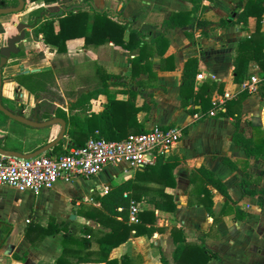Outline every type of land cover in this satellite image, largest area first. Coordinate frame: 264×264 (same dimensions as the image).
I'll use <instances>...</instances> for the list:
<instances>
[{
    "label": "crops",
    "instance_id": "0c3cea01",
    "mask_svg": "<svg viewBox=\"0 0 264 264\" xmlns=\"http://www.w3.org/2000/svg\"><path fill=\"white\" fill-rule=\"evenodd\" d=\"M114 1L117 0H87L84 4L103 8L113 6ZM196 1L194 6L191 0H123L122 15L130 21V27L149 32L145 37L148 44L143 50L137 47L128 51L113 43L84 47L83 39L76 38L67 42L65 52L55 53V56L66 54L65 62L62 64L61 58H55L57 63L48 65L50 68L76 65L78 62L73 54H80L85 63H95V73L100 67L107 76L103 78L107 87L90 99L81 115L99 114L111 99L127 101L138 110L129 109L122 122H118L119 127L133 128L139 124L147 129L154 124L176 125L182 128L183 134L169 157L158 160L153 167L107 166L103 172L89 178L87 197L63 186L67 182L62 179L38 194L1 186L0 220L8 222L11 228L8 241L14 245L13 252L3 256L7 263L52 264L63 251V235L70 234L89 239L86 245L75 241L65 244L67 259L76 264H177L173 259L174 249L185 242L201 245L214 254L205 264H264V71L255 61L250 62L249 76L243 81L250 76L259 79L257 89L252 92L242 88L243 81H233L237 43L255 32L256 18H242L247 0ZM178 12H188V21L183 23L178 17L169 20L172 13ZM228 18V24H221L222 19ZM0 24L4 29L0 33L1 47L13 34L9 19L0 16ZM259 24L260 32L264 33V13ZM189 58L195 59L196 72L191 77L192 90L184 92L190 99L189 104L182 105L180 87L183 78H187L183 68ZM20 65L21 62H10V57L7 58L2 68L3 85L6 80L14 81L6 76L26 69ZM197 74H202L203 78H197ZM101 80L97 75L98 85L85 91L101 87ZM201 86L203 90L208 88L206 95L209 93L211 104L224 102L222 111L225 110V114L219 113L218 108L210 115V107L201 109L200 98L192 101ZM16 87L21 89L20 100H26L29 95L25 109L30 107L33 111L32 95L17 82ZM242 91L245 94L239 99L238 94ZM2 96L6 94L1 92ZM74 99L65 98L62 108L68 111L67 105ZM25 109L20 113L31 118L32 114L25 115ZM18 124L28 129H47V136L37 144L47 143L59 131L58 124L44 128ZM234 132L250 140L252 155L248 156L244 147L232 140ZM67 139L62 148L67 146ZM224 159L232 165L226 164ZM200 168L210 170L230 196L226 201L222 194L211 189V215L199 200L202 189ZM126 180L131 181V200L137 203L139 212H154V220L147 223L152 231L150 235H133L132 230L128 239L113 247L104 259L99 238L111 231V224L99 223L83 212L99 207L95 195ZM206 188L210 189V186ZM11 191L27 200L25 207L17 209L10 198ZM166 195L171 196L175 204L172 211L164 209L168 203L163 207L157 205L163 203ZM260 195L263 197L261 202L258 200ZM16 198L19 202L20 197ZM71 214L73 218H70ZM30 219L41 226L52 221L62 229L45 235L33 246L24 235ZM174 228L181 231L175 239L171 235ZM14 252L23 259H15ZM105 260H114V263Z\"/></svg>",
    "mask_w": 264,
    "mask_h": 264
},
{
    "label": "trees",
    "instance_id": "16d2710c",
    "mask_svg": "<svg viewBox=\"0 0 264 264\" xmlns=\"http://www.w3.org/2000/svg\"><path fill=\"white\" fill-rule=\"evenodd\" d=\"M24 1L25 3L28 1H42L44 4L57 2L60 5L68 4L67 7H69L74 0ZM191 1L194 2L195 6L197 1ZM15 4L16 0H0V7L12 6ZM56 9L57 8H54V10ZM262 13H264V0H247L243 9L242 18L245 19L247 16H254L257 25L255 32L252 35L248 38H243L237 43L233 58V81L236 83H241L249 76V64L252 61H255L258 68L264 71V52L262 51L264 33L259 30V22ZM177 17L181 18L182 22L185 23L188 21L189 15L188 12L172 13L169 20L172 21ZM229 22L230 18L221 20V24H228ZM126 30L127 33L125 35ZM3 31V26L0 24V33ZM39 34L41 35L42 42L54 46L57 52H65L67 42L76 38L83 39L84 47L113 43L125 50L131 51L137 47L140 50L147 47L148 41L145 37L149 35V32L131 28L130 21L123 17L121 9H117L115 12H111L107 8L97 10L87 3L85 7L77 6L69 11H64L62 14L54 13L50 16L42 17V20H40L38 25H36V28H34V36ZM20 53L21 52L11 54L10 56L13 57ZM195 62L194 58H189L185 62L183 68L184 77L187 78H183L180 87L182 105L189 104L190 99L188 95L184 94V92H186V90H192L193 82L191 77L196 72ZM96 73L98 77L102 79L99 83L101 87H95L89 91L77 94L75 99L67 105L68 111H65L62 108L65 107V101L62 99V96L60 97L58 93H55L54 89L51 87L52 82L54 81V73L51 68L40 69L38 71H20L9 76L32 95L35 106H38V120H46L52 116H57L63 118L66 122L64 137L57 144L48 149L45 152L46 154H51L54 151L57 152L56 155H59L67 151L69 147L82 146L89 137H103L108 140H118L124 138L130 133L146 131V129L142 128L139 124H136L133 128L125 127V125L124 127H119L118 122H122L123 117L127 114L129 109L135 110V112L138 110V107H132V104L127 103V101L111 99L107 101L105 108L99 114L91 113L89 116L87 114L81 115V112L86 111L90 99L94 98L97 94L102 93L104 88L108 85L103 79L107 78V76L102 72L100 67L96 69ZM207 89L203 90V86H201L199 91L194 94L195 99L192 100L196 101L200 98L202 110H207L209 107L212 108L213 106L210 103L209 93L206 95L208 92ZM244 94L245 93L242 91L238 94V98H242ZM56 103L58 105H56ZM223 103L219 108V113L221 114L226 113L225 110L222 111L224 106ZM11 111L20 113L19 109ZM65 137L68 138L67 146L62 148ZM232 140L236 144L242 145L248 156L253 154V148L248 138L243 137L238 132H234ZM43 144L44 143H35L25 148L23 146L9 145L3 141L2 137H0V146L2 148L22 153L32 152ZM224 162L228 165H232L227 159H224ZM153 166L154 165L145 166L142 169H147ZM198 172L202 183L200 193L201 198H199V200L208 214L211 215V189L222 194L226 198V201L230 200V196L224 184L214 176L210 170L200 168ZM207 185L210 186V189L206 188ZM130 190V180H126L117 185H112L105 193L94 196L95 200L99 203V207H92L90 210L83 212L86 217L88 216V218L94 219L99 223L104 222L106 224H111V231L99 238L101 253L104 256V259H106L108 253L113 247L128 239L132 234V230H134L133 235H150L152 231L151 227L147 226V223L154 220L153 211H141L138 214L139 221L137 223H128V207L131 200ZM258 200L261 202L263 197L261 195L258 196ZM167 203L169 205L164 209L167 211L174 210L175 204L172 202V198L169 195H166V199L163 200V203H157V205L163 207L164 204ZM118 208H120V210H118ZM61 229L62 228L57 227L52 221L46 226H41L34 220L30 219L25 226L24 235L30 244L34 246L36 242L40 241L45 235L54 234ZM180 234V229H172L171 235L173 239L177 238L176 236H179ZM7 236V234L4 236L2 240L3 243ZM72 241H75L80 245H86L89 239L64 234L62 239L63 251L52 264H76V262H70L65 254V244ZM12 255L15 259H23V256L16 252ZM213 255L212 252L206 250L201 245L185 242V244L175 247L173 259L177 264H205ZM105 261L106 263H114V260ZM162 264H165V262H162Z\"/></svg>",
    "mask_w": 264,
    "mask_h": 264
},
{
    "label": "built area",
    "instance_id": "2783aa9c",
    "mask_svg": "<svg viewBox=\"0 0 264 264\" xmlns=\"http://www.w3.org/2000/svg\"><path fill=\"white\" fill-rule=\"evenodd\" d=\"M197 78H203L197 74ZM259 79L250 76L242 82L246 91H255ZM227 95V94H225ZM222 101V100H219ZM209 114L213 115L221 104L213 102ZM182 128L176 125L154 124L140 133H130L122 139L108 140L89 137L82 146H72L64 153H41L30 158L0 154V187L16 191L29 190L38 194L48 190L57 180L70 181L76 177L92 178L109 165H123L124 169H140L155 165L169 157L174 144L181 138ZM139 209L134 200L128 207V221H139ZM28 221V220H27Z\"/></svg>",
    "mask_w": 264,
    "mask_h": 264
},
{
    "label": "rangeland",
    "instance_id": "374dc122",
    "mask_svg": "<svg viewBox=\"0 0 264 264\" xmlns=\"http://www.w3.org/2000/svg\"><path fill=\"white\" fill-rule=\"evenodd\" d=\"M84 0H76V4H83ZM113 6L109 7L108 5L103 8L109 9L111 12H115L117 9H121L123 13V0L114 1ZM73 4V2H72ZM68 5V4H67ZM67 5H60L59 3H50L44 4L42 1H33L26 2L23 9L20 12L4 14L0 16H5V18L9 19V24L11 25L10 33L15 34L16 28L15 25L18 22H27L32 24L34 21L36 25H38L39 21L42 20V17L46 16L47 13H57L62 6L67 7ZM84 7L86 4L83 5ZM95 9H99L102 7L93 6ZM54 8H57L54 10ZM87 8V7H86ZM46 13V14H45ZM49 16V15H48ZM36 25L32 27V29H25V41L19 43V51L21 52L19 55L10 56V62L18 61L21 62L20 67L22 68H35L42 67L46 65H51L52 63H57L55 58H61L60 62L64 64V58L66 54L62 53L55 56V48L50 46L49 44H44L41 39V35L34 36V28ZM5 41V40H4ZM73 57L77 59V64L68 67H59V68H51L54 73V81L52 82L51 87L54 89L55 93H58L60 97L65 101V98H75L77 94L85 91L86 89H90L97 84V75L94 70V65L88 62H84L82 55H74ZM81 62V63H80ZM7 75V74H4ZM5 78H10L9 76ZM20 87H16L15 81L6 80L4 83L2 92L6 94V96L1 97L2 104L9 109H19L24 110L26 104L29 101L28 98L21 97ZM23 90V89H22ZM25 92V91H24ZM25 94V93H24ZM10 96V97H8ZM20 100V104L19 103ZM34 103L32 101L31 106ZM61 106V105H60ZM31 109L27 107L25 109V115L30 116ZM29 127V126H27ZM47 136V129L45 130H34L23 127L22 125L16 123L12 119L3 115L0 112V137L4 139V142L9 145L15 146H23L25 148L43 141ZM67 138H65L66 140ZM75 180V181H74ZM74 181V182H72ZM72 181H65L67 183H63V186H67L70 190H74L76 193H80V195L87 197L88 187L90 185V179L84 178H76ZM16 197L19 198V202L16 201ZM10 198L13 200L15 205L18 207H25L27 200L21 196V194L16 193L15 191H11ZM12 202V203H13ZM22 223V222H21ZM3 247V246H1Z\"/></svg>",
    "mask_w": 264,
    "mask_h": 264
},
{
    "label": "water",
    "instance_id": "95a60500",
    "mask_svg": "<svg viewBox=\"0 0 264 264\" xmlns=\"http://www.w3.org/2000/svg\"><path fill=\"white\" fill-rule=\"evenodd\" d=\"M25 5L24 0H16V4L12 6L0 7V15L10 14L20 12ZM77 6H83V4H76V0L73 1V4L69 7L62 6L57 14H62L64 11H69ZM103 8H99L97 10H102ZM53 14V13H52ZM51 14V15H52ZM17 33L7 38L6 44L0 47V112L6 115L8 118L21 123L23 125L34 127V128H44L54 124L59 125V131L57 132L56 136L49 140L47 143L43 144L36 150L32 152L22 153L15 150H8L4 149L0 146V154L2 155H9V156H16V157H23V158H30L35 155L41 154L46 152L48 149L53 147L57 144L63 137L64 132L66 129V122L63 118L53 116L46 120H38L37 116V109L38 106H35L32 111L31 118L24 116L22 113H15L6 108L1 102V92H2V68L6 63L7 58L10 57L11 54H15L19 52V43L25 41V29L28 28V24L24 22H18L15 25ZM50 66H42V67H35L30 69H23L22 71H38L40 69H49ZM74 215L71 214L70 218H73ZM5 243L2 244L4 247H0V264H10L4 260L3 256H8L13 252L14 245L8 241V236L5 238Z\"/></svg>",
    "mask_w": 264,
    "mask_h": 264
},
{
    "label": "flooded vegetation",
    "instance_id": "af4514ba",
    "mask_svg": "<svg viewBox=\"0 0 264 264\" xmlns=\"http://www.w3.org/2000/svg\"><path fill=\"white\" fill-rule=\"evenodd\" d=\"M46 14V13H45ZM52 14V12H50V13H47V15L46 16H50ZM54 14V13H53ZM24 23H26V24H28V28L27 29H32V27H34V25H36V24H34L35 23V21L32 23V24H30V23H27V22H24ZM17 33V32H16ZM15 33V34H16ZM25 34H26V31H25ZM14 35V34H13ZM12 36V35H11ZM9 38V37H8ZM24 38H25V36H24ZM9 229V230H8ZM7 230H8V232H7ZM10 231H11V228L9 227V225H8V222L7 221H5V220H0V247L2 246V244H3V238H4V236L7 234H9L10 233Z\"/></svg>",
    "mask_w": 264,
    "mask_h": 264
}]
</instances>
